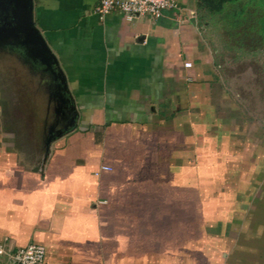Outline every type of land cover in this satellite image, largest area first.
<instances>
[{
  "label": "crops",
  "instance_id": "crops-1",
  "mask_svg": "<svg viewBox=\"0 0 264 264\" xmlns=\"http://www.w3.org/2000/svg\"><path fill=\"white\" fill-rule=\"evenodd\" d=\"M176 1L177 10L155 21H128L118 11L99 15L100 0H27L55 57L30 64L63 88L70 122L33 164L16 143L0 141L7 250L40 244L43 264H264L259 174L244 188L205 194L232 214L227 225H211L223 234L206 240L207 250L200 234L186 232V215L202 213L203 167L264 166V131L251 146L248 120H235L203 36L200 0ZM3 4L11 15L14 0ZM259 29L264 38V16ZM0 264L11 261L1 256Z\"/></svg>",
  "mask_w": 264,
  "mask_h": 264
},
{
  "label": "rangeland",
  "instance_id": "rangeland-1",
  "mask_svg": "<svg viewBox=\"0 0 264 264\" xmlns=\"http://www.w3.org/2000/svg\"><path fill=\"white\" fill-rule=\"evenodd\" d=\"M4 2L0 0V141L16 143L20 148L17 149L18 156L26 164H33L44 159L46 144L52 137L69 127L70 104L64 100L63 88L50 81L49 72L33 69L30 62L34 60L29 58L20 40L7 37L14 22ZM263 2H228L218 12L201 9V23L205 24L202 27L203 36L219 66L223 92L234 98L237 106L234 111L239 112L235 120L240 121L241 117L248 120L251 146L257 142L261 144L256 132L259 129L264 131V53H261L263 49L259 50L264 44L259 29L260 19L264 16ZM203 168L207 179L210 178L209 171L213 169L212 179L215 180H203L202 213L195 217L193 214L186 215V232L191 233L190 238L200 234L204 252L209 248L206 240L208 242L216 237L211 225L216 222L220 226L227 225L232 217L226 211L230 209V204L223 199L222 204L213 202L205 194L208 195L213 189L226 192L244 188L246 177L257 174L264 177V166L248 167L240 163ZM248 168L250 174L246 172ZM222 232L217 233L218 238Z\"/></svg>",
  "mask_w": 264,
  "mask_h": 264
},
{
  "label": "built area",
  "instance_id": "built-area-1",
  "mask_svg": "<svg viewBox=\"0 0 264 264\" xmlns=\"http://www.w3.org/2000/svg\"><path fill=\"white\" fill-rule=\"evenodd\" d=\"M178 7L176 0H100L96 10L101 16L118 11L128 21L141 16L155 21L162 17L165 10H177ZM184 66L190 67L191 63L185 62ZM101 169L110 170V167L103 165ZM45 255V247L37 243L14 250H7L0 244V257L7 256L11 264H43Z\"/></svg>",
  "mask_w": 264,
  "mask_h": 264
},
{
  "label": "water",
  "instance_id": "water-1",
  "mask_svg": "<svg viewBox=\"0 0 264 264\" xmlns=\"http://www.w3.org/2000/svg\"><path fill=\"white\" fill-rule=\"evenodd\" d=\"M10 14L14 27L9 29L7 37L19 39L25 46L29 58L37 63L49 66L51 62H55V57L49 52L38 31L32 25L27 0H14V7H11Z\"/></svg>",
  "mask_w": 264,
  "mask_h": 264
},
{
  "label": "trees",
  "instance_id": "trees-1",
  "mask_svg": "<svg viewBox=\"0 0 264 264\" xmlns=\"http://www.w3.org/2000/svg\"><path fill=\"white\" fill-rule=\"evenodd\" d=\"M238 0H200L199 8L205 9L209 12H218L222 9L224 4L226 3H232Z\"/></svg>",
  "mask_w": 264,
  "mask_h": 264
}]
</instances>
